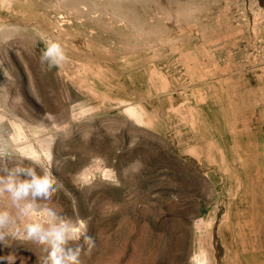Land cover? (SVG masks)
<instances>
[{
    "label": "rangeland",
    "instance_id": "374dc122",
    "mask_svg": "<svg viewBox=\"0 0 264 264\" xmlns=\"http://www.w3.org/2000/svg\"><path fill=\"white\" fill-rule=\"evenodd\" d=\"M76 1L0 0V176L56 181L0 196V264H49L50 213L82 264H264V0Z\"/></svg>",
    "mask_w": 264,
    "mask_h": 264
},
{
    "label": "clouds",
    "instance_id": "9594fccd",
    "mask_svg": "<svg viewBox=\"0 0 264 264\" xmlns=\"http://www.w3.org/2000/svg\"><path fill=\"white\" fill-rule=\"evenodd\" d=\"M40 59L50 67H58L67 57L63 49L53 43L44 50ZM55 182L50 172L38 175L34 168L16 166L0 176V196L7 194L20 215L31 216L36 201L51 197ZM49 216L47 227L41 222L26 224L24 238L43 247L49 264H82L80 257L83 247L78 242L82 240L87 244L89 252L95 246V241L87 234V222L81 220L79 228L70 229L63 221L57 223L54 214L50 213ZM14 223L15 219L8 211H0V242L10 234L14 235L6 231ZM73 242H77L75 247L72 246Z\"/></svg>",
    "mask_w": 264,
    "mask_h": 264
},
{
    "label": "bare ground",
    "instance_id": "6f19581e",
    "mask_svg": "<svg viewBox=\"0 0 264 264\" xmlns=\"http://www.w3.org/2000/svg\"><path fill=\"white\" fill-rule=\"evenodd\" d=\"M72 2H74L75 1V3H76V5L77 4H81V3H79L78 1H76V0H71ZM23 133V132H22ZM20 134V133H19ZM201 256V255H200ZM203 256V255H202ZM202 258V257H201ZM205 258V257H204ZM199 259V258H198ZM199 261V260H198ZM203 261H204V259H203ZM206 261V260H205ZM200 262V261H199ZM203 264V263H202ZM204 264H205V262H204Z\"/></svg>",
    "mask_w": 264,
    "mask_h": 264
}]
</instances>
